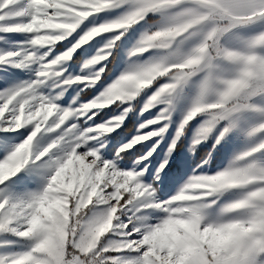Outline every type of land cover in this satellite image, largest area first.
Here are the masks:
<instances>
[{"label":"rangeland","instance_id":"374dc122","mask_svg":"<svg viewBox=\"0 0 264 264\" xmlns=\"http://www.w3.org/2000/svg\"><path fill=\"white\" fill-rule=\"evenodd\" d=\"M76 3L82 6H91V0H40V3L49 7H64L67 3ZM124 2L119 7L109 6L106 9L101 10L98 13H93L91 16L85 18L77 27L72 31L71 35L66 36L62 40L56 42L54 46L36 45V48H40L41 53H36L31 43L35 38V34L26 31H0V54L7 56L12 53L10 58L12 62L6 64H0V92L10 91L12 89H19L22 85L29 82L35 83L40 74V70L47 65H41L37 62L41 56L47 59L48 56L55 55V58L64 54L65 51H71L79 43L85 35L88 34L94 27L111 23L117 19L129 15L132 11L129 6ZM27 17L13 18L15 21L7 26L18 27L19 24L25 22ZM30 22V21H29ZM35 24L38 27L37 31H47L49 21L43 17L37 18ZM144 23L138 22L133 24L128 31L123 35H119L117 40L111 33L100 34L94 37L88 43L75 48L72 57L65 62L64 66L57 64L53 68L49 69L48 75L43 78L38 92L40 95H44L49 99H52L56 104V112L49 118L48 124L37 133L33 138V155H37L42 150L45 151V155L48 157L46 160L44 156H40L36 162H33L30 158L29 163L24 166L23 169L15 176L9 178L5 195H13L21 199H26L31 194L42 193L46 190L47 184L50 181V177L54 175V168H58L59 165L56 161L59 159V155L52 156V152H58L63 154L60 146L56 149L51 147L52 142L57 139L53 136V131L59 132L64 125H60V128H56L52 125V121L56 119L57 115H62L61 110H66L73 113L65 121L68 124L69 121H73V124L84 128L85 123L88 126L98 129L100 124H111L114 128L113 132L105 133L104 135L110 137V139L104 145H97L96 149H89L90 151L98 150V154L105 158L107 161H112L115 154L121 149L127 151V155L123 156L117 162V170L120 171H136L135 163H144L142 154L151 151L148 145L149 141H140L135 144L132 149H128L127 145L131 143L137 132H143L142 125L147 124L150 120H156L159 124H164L163 119H159L160 113L168 109L170 115L167 118L166 131L159 133L163 138L157 139V137H150L149 140H155L156 144L151 147H156L157 151L152 152V156L149 159L151 164H147V171L140 169L143 172V179L137 175V180L141 184L150 185L155 189L153 196L160 202L174 200L179 195L180 201L189 198V194L181 193L186 188V185L193 176L201 175H217L220 172L232 171L238 168V165L232 166V161L237 159V162L245 169L244 151L246 146L243 142V137L239 133L232 131V133L225 138L221 139L217 144L216 140L217 129L222 130L226 127L225 123H218L213 133L207 140L201 141L199 144H195L194 140L197 136V131L205 119L204 116L198 115L191 120L184 128L183 134L180 135L177 140L175 148H173L172 141L176 140L177 133L180 132V125L184 119L186 110L185 106L180 108L176 104L169 106L168 104H156L148 111H144V106L152 95L166 83V80H160L153 86L144 90L138 97L133 100H117L110 105H106L104 108L91 110L93 115L88 117L85 121V111L83 106L89 102L97 100L108 88H110L120 77L125 73L128 66L136 60L144 61L149 57L158 55V50L152 49L147 53L140 56H132L138 41L142 35L147 32L144 30ZM115 32H121L117 30ZM114 42V43H113ZM111 45V50L109 47ZM118 45V46H117ZM110 52L106 60L103 62L104 71L100 72L99 68L101 64L93 65L91 61L101 52ZM27 54L32 59H25ZM19 57V59H17ZM52 60H48L50 63ZM92 70H95L93 72ZM59 73V75L57 74ZM87 73V75L85 74ZM66 77L64 80H60V76ZM99 76V80L92 82L91 79L77 80V77H95ZM75 81V82H73ZM95 85L88 87V85ZM77 85H81L78 87ZM122 106V107H120ZM76 112H81L79 117L73 120V116ZM3 115V110L0 109V117ZM7 115V114H6ZM51 115V112H50ZM122 117V120H121ZM21 118H18V123ZM95 120L96 125H92L91 121ZM121 120L116 126L115 121ZM132 122L131 126L128 124ZM4 127L0 128V131H10L14 137L11 151H14L20 143H23L35 128L31 124H26L20 129H16L11 116H8V121L5 124L4 121H0ZM51 125L53 131H47L46 129ZM72 124H69V128L64 129L65 132L72 131ZM148 127L154 131L159 132V129L154 128L153 124H149ZM30 129V131H26ZM87 130L86 128L84 129ZM18 133H25L24 135H18ZM147 134V133H143ZM103 139V136L90 138V142L95 143V140ZM67 139V137H66ZM169 148H172L170 157L167 160L166 174L159 171L160 164L164 158L168 155ZM106 153V155H105ZM31 154V146L28 142L18 149L17 153L8 161L0 163V182L7 178L14 168H18L21 159H26ZM5 157L0 156V160ZM221 159L217 163H212L217 159ZM44 163L41 164L40 161ZM83 157H73L69 161H66L56 175L52 178V184L55 187L51 188L52 192L62 193L63 191H72L76 188H80L82 185L86 186L88 190L96 196L98 187L91 180L92 166L87 163ZM212 167L221 168L220 171L209 173V169ZM105 175V171H101L95 174L96 181L102 182ZM155 177V179H154ZM117 179H119L117 177ZM132 178L122 184V187H126L131 183ZM247 185H238L223 190L218 193L215 198L207 195H199L197 201H202L208 207L205 209L207 215V222H218L221 220L233 219V218H246L251 215V209H240L226 213V209L230 208L232 204L239 202L242 199L247 198V193L251 189H247ZM143 195V193L137 192V196ZM63 201L59 198V195L45 198L37 207L36 213L33 215L31 221V231L41 227L43 221L56 210L61 209ZM187 206V205H186ZM145 206L142 205V209ZM179 211H188L187 208L180 209ZM146 214L149 215V223L156 225L167 218L165 213L160 211L159 208H148ZM121 236L123 235L120 233ZM5 237L0 238L4 240ZM6 242V241H5ZM233 237L225 231L204 229L201 230L199 225L193 219H185L181 217L170 218L162 226L158 227L146 240V243L151 245V251L155 252L158 249L166 248L169 252V257L179 254V260L177 264H187V261L195 255L201 254L207 249L211 250L214 254L222 252L229 248L233 244ZM138 251L136 249H133ZM134 257H125V264H132L136 259Z\"/></svg>","mask_w":264,"mask_h":264},{"label":"snow or ice","instance_id":"6c2138e0","mask_svg":"<svg viewBox=\"0 0 264 264\" xmlns=\"http://www.w3.org/2000/svg\"><path fill=\"white\" fill-rule=\"evenodd\" d=\"M123 2L124 0H113L112 3L100 7H84L82 5L74 4H66L64 7H49L40 3V0H0V31L10 32L23 30L35 34V37L42 36L46 31L35 30L38 27V25L35 24V21L39 17H43L45 20L53 15H56L58 18H63L64 16L70 15L69 10L73 8L77 11L90 12L92 15L93 13H98L109 6L119 7ZM173 2L174 6L167 7V9H171L175 15H197L204 10L213 13H220L227 9L228 11L244 17V20L239 22V25H247L264 19V0H173ZM160 10L161 9L155 11ZM21 17H27V19L24 23L19 24L18 27L7 26L15 22L13 18ZM87 17H80L76 21V25H79ZM167 24H162L161 27H164ZM72 31L73 29H69L60 33V35L65 38L66 36L71 35ZM121 31L126 33L128 29H121ZM110 33L115 37L120 35V32ZM31 43L34 51L36 53H41L42 50L35 47L38 44H34L33 40ZM110 50L111 45L109 47V51ZM74 51H71V57ZM69 52L70 51H65L64 53ZM12 56V53H9L7 56L0 54V64L12 62L10 59ZM17 59H19V57H17ZM25 59L32 58L25 54ZM54 59H56L54 54L48 56L47 59H44L41 56L37 62L41 65H48V60ZM68 60L62 61L61 66L63 67ZM104 62L107 63V61ZM100 68H103V64L100 65ZM49 69L50 68L48 67L41 68L40 74L35 83L29 82L22 85L19 89L0 92V109L3 110V115L0 117V121H4L6 124L8 116H11L16 129H20L26 124H31L35 128V131H32L31 135H29L23 143H20L14 151H11L10 154L8 153L14 137L10 131H0V156L5 157L0 160V163L10 160L17 153L18 149H20L26 142L31 146L30 156L26 159H21L19 167L14 168L7 178L0 182V238L11 234L12 236L20 239H27L32 242V246L25 252L0 254V264H52V257L48 255L47 251L42 250V232L29 230L31 229V221L33 215L36 213L38 205L45 198L51 196V188L53 187L52 178L56 175L57 171L62 168L65 162L73 157H83L88 161L87 163L92 166L91 180L97 185L98 191L95 198L88 205V208L84 210V218L79 224H77V233L75 235L69 234L63 259L61 258L60 253L57 252L55 264H68V262H71V264H81V262L82 264H89V258H99L102 264H107L105 258L114 254L110 249L138 250L137 257L132 264H177L179 254L169 257V252L166 248L152 252L151 245L146 243V240L158 227L162 226L170 218H194L197 222L207 220L205 209L208 206L202 201L197 200L179 201L174 199L160 203L153 196L155 189L150 185L141 184L137 180V175L143 179V172H140L139 170L144 169L147 171L146 165L151 164L152 162L149 157L152 156V152L157 151L156 147H151L153 144H156L155 140H143L149 141L148 145H145V147H150L151 151L142 154L144 163H135V172L120 171L117 170V162L122 159L123 156L127 155L125 149H121L117 152L112 161H107L105 158H102V156L98 154V150H89L96 149L97 145H104L110 139V137L104 134L113 132V126L111 124H100L99 126L107 125L108 130L105 131L100 127L98 129L90 127L87 123H85L84 128L73 124V121H69L68 124H65L68 117L73 114L66 110H61L63 114L57 115L56 119L52 121V125H55L56 128H60V125H64V128H61L59 132H56L53 131L51 125H49L46 129L47 131H53V136L57 137V139L52 142L51 147L56 149L63 146L62 155L55 151L52 152V156L59 155V159L56 161L59 167L53 169L54 175L50 177L46 190L42 193L31 194L26 199H21L13 195H5L9 178L19 173L21 169L29 163L30 158L33 162H36L40 156H44L46 160L48 159L45 155L46 150H42L37 155H33V138L36 137L37 133H39L46 124H48L49 118L52 117L57 110L56 104L52 99L40 95L38 92V89L43 82V78L47 76L41 75V73H48ZM92 71L95 72V70ZM85 74L87 75V73ZM64 79H66V77L61 75L60 80L62 81ZM77 86L80 87L81 85ZM93 86L95 85H88V87ZM262 93H264V91H262ZM255 95L256 94L250 96L245 105L230 108L222 113V120L228 119L229 127H224L222 130L217 129V144H219L221 139L229 133L230 127L233 123L231 120L233 114L255 106L254 103H250L252 97ZM148 104L149 100L145 106ZM156 104L167 103L156 102L151 105V108ZM83 109L86 112L84 118L85 121H87L88 117L93 115V112L87 111L84 106ZM96 109L97 108H93L92 110ZM257 111L264 113V107L257 108ZM80 115L81 112H76L73 116V120ZM169 115L170 111L166 109L160 113V117H163L165 123L163 125L159 123L153 124L154 128L159 130L163 129V131L159 133L166 131L167 118ZM18 118H21L19 123ZM121 120L115 121V124L118 125ZM69 124L73 125L72 131L65 132L64 129L69 128ZM91 124L96 125V121L92 120ZM3 127L4 125L0 124V128ZM85 128L87 129L86 131L84 130ZM261 128H264V124L261 125ZM142 129L143 132H137L135 139L127 145L128 149H132L135 144L139 143L136 142V138L144 136L145 134L143 133L157 132L148 126L142 127ZM26 131H30V129ZM24 134L25 133H18V135ZM99 136H103L104 138H97L95 143L90 142V138ZM153 137H157V139L163 138L159 134L154 135ZM177 137H180V132L177 133ZM174 143L175 140L172 141V145ZM171 152L172 148H169L168 155L160 164V172L166 174L167 160L170 157ZM40 163L43 164L44 161L41 160ZM102 170L105 171L102 182L96 181L95 174ZM117 177L119 179H117ZM129 178H132L131 183L127 184L126 187H122L121 185ZM188 183H190V181ZM257 186L259 185H256V187ZM137 192L143 193V195L137 196ZM217 194L218 193H214L211 196L215 198ZM82 195L86 196L87 193L85 192ZM117 200L120 202L121 210L117 213L120 216V219L117 221V224H119L120 227L116 229V231L123 234L122 237L119 238V246H116V241L113 240L111 236H106L103 241L99 243V246H96L95 244L91 245V251L88 246L81 247L79 244L80 237L90 233L102 223L107 217L108 210L116 204ZM82 203L81 196L78 195L74 198L73 206L75 207L77 204L81 205ZM142 205L145 206L143 209ZM148 208H159L160 211L165 213L167 218L154 226L151 225L149 223V215L146 214ZM184 208H187L188 211H179ZM125 225H127V227H125ZM210 225L211 223L202 224L201 228H208ZM262 255H264V241L248 238L236 241L226 250L215 254L205 246V250L201 254L190 258L187 261V264H264V259L260 258ZM77 257H79V259H77Z\"/></svg>","mask_w":264,"mask_h":264},{"label":"clouds","instance_id":"9594fccd","mask_svg":"<svg viewBox=\"0 0 264 264\" xmlns=\"http://www.w3.org/2000/svg\"><path fill=\"white\" fill-rule=\"evenodd\" d=\"M112 2L113 0H91V6L84 7L106 6ZM67 4L79 5L71 2ZM172 6H174L173 0L166 5V7ZM160 7L157 0H138L135 11L111 23L95 27L79 41L75 48L88 43L100 34L128 29L143 19L147 11L158 10ZM69 11L70 15L63 18H58L56 15L50 16L47 19L49 21L48 30L44 35L36 36L33 43L41 46L55 45L56 42L63 39L60 33L69 29L74 30L77 27L76 21L80 17L91 15L90 12L77 11L75 8ZM243 20V16L227 9L220 13L204 10L197 15H173L166 26L155 31L145 32L131 53L136 57L156 49L159 54L144 61H133L125 73L107 91L97 100L85 104L84 108L91 111L93 108H104L117 100H133L160 80L167 82L151 96L144 111L151 109V105L156 102H165L171 106L176 96L183 91L184 86L191 84L198 75L204 73L180 125V135L183 134L184 128L191 120L202 115L205 119L197 131L194 143L199 144L201 141L207 140L218 123L222 121L224 111L234 108L241 98L248 99L250 96L264 91V54H260L254 48H251L247 53H239L229 49L222 42L223 38ZM123 34L124 32L121 31L120 35ZM119 38L120 36L116 37L117 40ZM194 39L195 43H192L190 47H185L189 41ZM256 44L264 45V33H261L257 38ZM75 48L71 51H74ZM71 51L52 60L46 67L51 69L62 61L70 59ZM109 55H111L110 52L101 51L91 61V64H101L108 59ZM218 61L237 63L239 65L237 72L232 76L216 74L215 69L219 67ZM99 71L103 72L104 68H99ZM57 74L59 75V73ZM41 75H48V73H41ZM76 79H91L92 82H95L99 80V76L77 77ZM159 119H163V117H159ZM154 123L157 121L150 120L142 127ZM99 127L105 131L108 130L107 125ZM161 131L163 129L159 130V132ZM159 132L147 133L136 138V142L149 139L158 135ZM177 140L179 137L176 138L173 148H175ZM256 182H260L259 186L251 191L247 198L226 209V213L251 209L250 216L212 222L208 228H201L202 224L209 223L207 220L199 222L194 218L193 220L201 230L212 229L228 232L233 237V244L248 238L264 241V167L250 166L246 169L235 168L232 171L220 172L217 175L193 176L181 193L189 194V198L183 201H195L199 195L211 196L234 186L253 185ZM53 187H55L54 184ZM57 195H64V193L52 192L50 197ZM174 199L180 201L179 195ZM73 205L74 198L69 197L66 205L68 211L57 212L53 221L45 220V224L50 227L41 231V246L47 248L48 255L52 257V264H55L57 252L63 259L68 236L77 233V224L83 220L84 210L88 208L89 204L83 206L77 204L75 207ZM120 210V202L117 200L116 204L108 210L107 217L103 222L90 233L80 237V246H88L91 251V245L99 246L108 233L118 229L120 225L117 224V221L120 216L117 213ZM109 222H111V227H109ZM105 229L107 230L105 231ZM116 246H119V243H116ZM89 264H102V262L99 258H89Z\"/></svg>","mask_w":264,"mask_h":264},{"label":"crops","instance_id":"0c3cea01","mask_svg":"<svg viewBox=\"0 0 264 264\" xmlns=\"http://www.w3.org/2000/svg\"><path fill=\"white\" fill-rule=\"evenodd\" d=\"M125 4L131 8V11L136 10L138 0H125ZM161 5L160 11L150 10L144 14V18L139 20V22L144 23V30L147 32L155 31L161 27L162 24H167L170 21V18L175 15L171 9H167L166 5L171 2V0H157ZM261 33H264V19L258 20L255 23L247 25H239L228 33L223 38V44L231 50H234L239 53H247L251 48H254L255 51L260 54H264V45L256 44L257 38ZM192 43H195V39L189 41L185 47H190ZM159 53V52H158ZM219 67L215 69L216 74L218 75H234L239 65L237 63L228 62V61H218ZM204 73L198 75L191 84L184 86L183 91H181L173 101V104H176L180 108L185 106V109L189 108V105L195 95L197 85L202 79ZM247 99L241 98L240 102L236 105H245ZM250 103H254V107L246 108L233 114L231 120L233 121L229 133L232 131L239 133L243 137L244 145L246 146V151H244L245 160V169L250 166L264 167V128H261V125L264 124V113L257 111V108L264 107V93L258 92L254 97H252ZM235 106V107H236ZM225 123L226 127H229V120L225 119L219 123ZM225 136V137H226ZM224 137V138H225ZM232 161V166L235 164L238 165V168L243 169V166L240 162H237V159ZM221 159H217L212 163H219ZM219 167H212L209 169V173H216L220 171ZM260 182H256L253 185H247V189H251L248 193L255 190L256 185ZM264 259V255L260 257Z\"/></svg>","mask_w":264,"mask_h":264},{"label":"trees","instance_id":"16d2710c","mask_svg":"<svg viewBox=\"0 0 264 264\" xmlns=\"http://www.w3.org/2000/svg\"><path fill=\"white\" fill-rule=\"evenodd\" d=\"M132 122L128 124L131 126ZM87 193L86 196L82 195L83 193ZM64 195H59V198L63 201V206L61 209L54 211L46 220L53 221L57 212H67L68 209L66 207L68 203V198L72 197L75 198L76 196L80 195L83 203L81 206L85 204H90L95 196L88 190V188L82 185L80 188H76L72 191H63ZM50 227V225H46L45 221L41 227L37 228L34 231H43L46 228ZM109 227H111V222H109ZM107 229H105L106 231ZM107 236H111L116 243H120V239L122 236L119 232L114 229ZM6 241V242H5ZM32 246V242L27 239H20L18 237L12 236L8 234L4 240H0V254H9V253H22L27 251ZM42 250L47 251V248L42 247ZM113 251V255L110 257H106L107 264H125V257H134L137 256L138 251L135 250H128V249H110Z\"/></svg>","mask_w":264,"mask_h":264}]
</instances>
